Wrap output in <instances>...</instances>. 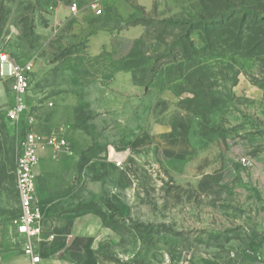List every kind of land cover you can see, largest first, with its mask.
I'll return each instance as SVG.
<instances>
[{
	"label": "rangeland",
	"instance_id": "obj_1",
	"mask_svg": "<svg viewBox=\"0 0 264 264\" xmlns=\"http://www.w3.org/2000/svg\"><path fill=\"white\" fill-rule=\"evenodd\" d=\"M111 1L94 26L112 41L133 28L131 46L95 59L114 58L135 88L60 75L87 58L91 29L79 14L59 27L53 11L91 0H0V53L34 65L27 122H7L0 97L1 264H23L12 169L27 133L66 139L41 159L36 193L53 208L47 229L81 222L97 264H264V0H115L105 17ZM116 161L122 185L106 175Z\"/></svg>",
	"mask_w": 264,
	"mask_h": 264
},
{
	"label": "built area",
	"instance_id": "obj_2",
	"mask_svg": "<svg viewBox=\"0 0 264 264\" xmlns=\"http://www.w3.org/2000/svg\"><path fill=\"white\" fill-rule=\"evenodd\" d=\"M99 0H91L88 7L99 15ZM70 15L77 14L75 3L69 6ZM33 60L17 63L5 53H0V81L8 82L14 95L13 105L5 111V120L20 126L27 122V95L30 89ZM66 153L68 143L61 135L27 133L19 138L15 154L13 176L18 199L17 215L12 219V227L22 238V253L26 264H43L42 246L54 241L55 235L46 229L47 218L36 193V169L43 153ZM115 167L121 168L122 162L116 161ZM2 255L0 252V264Z\"/></svg>",
	"mask_w": 264,
	"mask_h": 264
},
{
	"label": "crops",
	"instance_id": "obj_3",
	"mask_svg": "<svg viewBox=\"0 0 264 264\" xmlns=\"http://www.w3.org/2000/svg\"><path fill=\"white\" fill-rule=\"evenodd\" d=\"M122 2L125 1H131L134 3H137L141 7H143L146 11H149L152 6L154 0H120ZM112 2V1H111ZM110 2V3H111ZM116 1L114 0L111 4V8L107 7L105 9V17L108 16L109 12L114 9L112 5H114ZM85 10L81 11L79 10V16L87 15V25L90 27L91 31L89 34L88 41L86 43L87 45V58L88 60H77L73 62V64L65 65L64 68L60 69V75L62 77H73L74 81H79V76L81 75H90L92 78V82H94V86H102V84H113V81L116 82L118 85L119 82L122 80L126 83V86L128 89L130 87L135 88V86L131 82V77L129 73H126L122 70H120L114 62V58L108 57V60L99 62V60L95 59V57H98L104 52H109L111 55H118V56H124L131 46V30L133 28L130 27V30H123L121 38L118 41H112L110 37V33L106 31H98L99 28L94 26V11L91 10V8L84 7ZM83 9V8H82ZM73 16H76L73 15ZM73 16L70 15L69 8H66L62 5H58L52 14V18L54 23H57L59 27H62L66 29L67 27H70L71 21L70 18ZM135 29V28H134ZM113 34V32H112ZM110 60V62H109ZM87 63H91V69L90 71L84 70L83 66H88ZM94 63L97 64V68L100 67V69L94 68ZM99 63V64H98ZM74 67V71L71 69ZM69 68V69H67ZM76 68H82L80 71H76ZM3 86L7 85V82L1 83ZM1 90V88H0ZM118 92L116 94H121L120 90H117ZM114 92V91H113ZM98 94H105L103 91L98 92ZM114 94V93H112ZM1 100L7 103L6 110L9 106L13 105L14 102V95L10 91V87H8V93L7 94H0ZM48 152V151H47ZM47 152L43 153L41 159L46 156ZM39 162V165H40ZM38 165V167H39ZM37 167V169H38ZM36 169V174H37ZM106 175L108 179L115 184L122 185L124 182V176L121 172L120 168L115 167L112 163H106ZM117 170H119V177L117 174ZM41 204L44 211V216L47 218L46 221V229L47 223L50 222L48 220L51 219L50 212L53 209L50 201L41 199ZM79 220L75 222H71V219L64 218L58 221H53V223H50V229H47L49 233H52L55 235V239L50 244L43 245L42 250V256L44 258L43 264H97L96 260L92 259V254L88 251V247L86 246V239H82V228H78V222ZM86 227V225H85ZM84 227V229H85ZM72 233V234H71ZM18 239L22 243V238L20 236H17ZM22 250V248H21ZM22 253V251H21ZM22 261L23 264H26V258L22 253ZM94 262V263H93Z\"/></svg>",
	"mask_w": 264,
	"mask_h": 264
},
{
	"label": "trees",
	"instance_id": "obj_4",
	"mask_svg": "<svg viewBox=\"0 0 264 264\" xmlns=\"http://www.w3.org/2000/svg\"><path fill=\"white\" fill-rule=\"evenodd\" d=\"M12 176H13V169H12ZM13 181H14V176H13ZM14 189H15V184H14ZM15 195H16V191H15ZM16 202H17V205H18V199H17V195H16ZM17 215V208H16V214L15 216ZM14 216V217H15Z\"/></svg>",
	"mask_w": 264,
	"mask_h": 264
}]
</instances>
